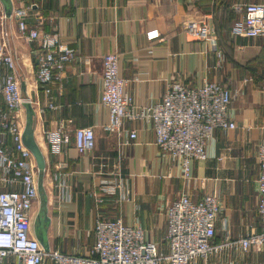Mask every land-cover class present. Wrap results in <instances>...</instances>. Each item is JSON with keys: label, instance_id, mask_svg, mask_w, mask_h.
Returning a JSON list of instances; mask_svg holds the SVG:
<instances>
[{"label": "crops", "instance_id": "1", "mask_svg": "<svg viewBox=\"0 0 264 264\" xmlns=\"http://www.w3.org/2000/svg\"><path fill=\"white\" fill-rule=\"evenodd\" d=\"M23 1L30 7L25 18L29 27L58 31L75 49L60 79L45 94L35 82L32 48L37 44L19 32L16 19L4 18L0 24L8 32V49L15 55L21 88L36 113L35 137L46 159L43 188L49 247L87 254L96 219L119 217L124 224L140 226L146 239L166 252L165 210L181 192L194 202L204 193L218 196L216 243L260 229L257 153L264 141V36L233 35L229 28L241 17L234 4L264 0ZM191 22H206L205 38L186 31ZM151 30L158 35L149 38ZM108 52L119 54L126 92L138 106L160 101L172 80L192 86L217 81L230 89L229 114L236 126L212 133L205 158L192 161L188 178L182 174L180 160L155 144L148 122L126 120L120 136L105 129L108 109L100 101V92L102 58ZM49 102L55 107H48ZM20 112L23 118L24 107ZM60 124L65 125L70 142L61 154H52L46 132ZM83 126L94 130L95 146L80 153L72 140L75 128ZM132 128L136 138L122 145ZM92 192L102 194V202L97 204ZM35 207L36 216L39 195ZM2 264H17V260L11 256ZM188 264H264V252L227 245Z\"/></svg>", "mask_w": 264, "mask_h": 264}, {"label": "built area", "instance_id": "2", "mask_svg": "<svg viewBox=\"0 0 264 264\" xmlns=\"http://www.w3.org/2000/svg\"><path fill=\"white\" fill-rule=\"evenodd\" d=\"M29 6L13 8L10 17L17 20V28L28 41L36 59L35 82L45 94L50 84L60 79L65 65L72 60L75 49L61 38L58 31H40L25 21ZM241 17L230 32L245 37L264 36V1L234 4ZM206 22H191L186 31L196 38H205ZM147 32L149 38L157 36ZM8 32L0 29V264L15 257L17 264H188L197 258L218 253L222 247L233 245L264 252V141L258 146L257 211L261 220L258 231L222 243L213 241L215 220L220 209L219 198L204 193L194 202L188 193L181 192L165 210L167 251H160L148 241L140 226L124 224L119 217L100 218L93 228V245L87 254L63 252L49 247L46 251L33 233L32 208L38 199L37 167L31 151L22 141L24 126L21 118L23 95L17 76L15 55L9 51ZM216 42L212 39V45ZM217 56L221 51L216 50ZM127 79L119 72V54L108 52L102 58V87L100 101L108 109L105 129L120 136L127 120H144L154 133L159 148L180 160L182 174L188 178L191 163L205 158L206 141L216 129L235 128L229 108L232 93L228 86L217 81L200 85H185L179 80L167 84L160 101L150 106L134 104L126 92ZM29 100L32 99L28 97ZM33 105V102H32ZM48 107L54 108L52 102ZM48 150L61 154L70 137L65 125L46 132ZM137 136L130 129L128 145ZM73 145L85 153L95 146L94 130L90 126L75 128ZM119 183H117L118 188ZM95 202H102V194L91 193Z\"/></svg>", "mask_w": 264, "mask_h": 264}, {"label": "water", "instance_id": "3", "mask_svg": "<svg viewBox=\"0 0 264 264\" xmlns=\"http://www.w3.org/2000/svg\"><path fill=\"white\" fill-rule=\"evenodd\" d=\"M3 4L4 12L6 16H10L12 13L11 0H0ZM22 105L24 107V126L22 131V141L24 145L31 151L35 164L37 167V189L40 199L39 212L36 214L33 224V232L41 245L47 251L49 245L45 240V227L49 221L46 214V196L43 188V178L46 169L45 155L35 137V110L31 100L28 97L23 96Z\"/></svg>", "mask_w": 264, "mask_h": 264}, {"label": "rangeland", "instance_id": "4", "mask_svg": "<svg viewBox=\"0 0 264 264\" xmlns=\"http://www.w3.org/2000/svg\"><path fill=\"white\" fill-rule=\"evenodd\" d=\"M11 3H12V9L13 8H18V7H27V5L25 4V2L23 0H11ZM4 18H7V20L8 19H10V20H14L15 19L14 16H12V17L6 16V14L4 12V9H3L2 2L0 1V24L1 25L4 22L2 20H5ZM15 24H16V22H15ZM22 95L24 97H26V96L29 97V94L27 93V91L24 88H22ZM23 115H24V112H23ZM23 121H24V117H23ZM36 134H37V132H36ZM35 208H36V210H35ZM35 208L32 209V214H33L32 223H31L32 227H33V224H34L35 213L37 212V207H35Z\"/></svg>", "mask_w": 264, "mask_h": 264}, {"label": "trees", "instance_id": "5", "mask_svg": "<svg viewBox=\"0 0 264 264\" xmlns=\"http://www.w3.org/2000/svg\"><path fill=\"white\" fill-rule=\"evenodd\" d=\"M232 25V24H231ZM231 29V26H230V28H229V30ZM45 264H51L50 262H49V260H47L46 262H45Z\"/></svg>", "mask_w": 264, "mask_h": 264}, {"label": "bare ground", "instance_id": "6", "mask_svg": "<svg viewBox=\"0 0 264 264\" xmlns=\"http://www.w3.org/2000/svg\"><path fill=\"white\" fill-rule=\"evenodd\" d=\"M24 117V116H23ZM33 159H34V157H33ZM35 161V160H34Z\"/></svg>", "mask_w": 264, "mask_h": 264}]
</instances>
